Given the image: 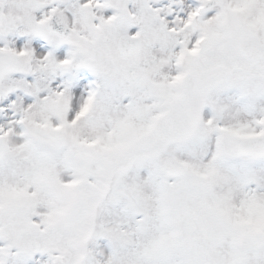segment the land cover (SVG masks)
I'll list each match as a JSON object with an SVG mask.
<instances>
[{
	"label": "snow or ice",
	"instance_id": "6c2138e0",
	"mask_svg": "<svg viewBox=\"0 0 264 264\" xmlns=\"http://www.w3.org/2000/svg\"><path fill=\"white\" fill-rule=\"evenodd\" d=\"M0 264H264V0H0Z\"/></svg>",
	"mask_w": 264,
	"mask_h": 264
}]
</instances>
